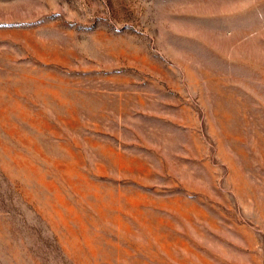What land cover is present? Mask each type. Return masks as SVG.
<instances>
[{
	"label": "rangeland",
	"instance_id": "1",
	"mask_svg": "<svg viewBox=\"0 0 264 264\" xmlns=\"http://www.w3.org/2000/svg\"><path fill=\"white\" fill-rule=\"evenodd\" d=\"M0 264H264V0H0Z\"/></svg>",
	"mask_w": 264,
	"mask_h": 264
}]
</instances>
